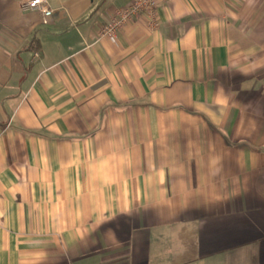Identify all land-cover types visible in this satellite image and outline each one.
<instances>
[{"label": "crops", "instance_id": "0c3cea01", "mask_svg": "<svg viewBox=\"0 0 264 264\" xmlns=\"http://www.w3.org/2000/svg\"><path fill=\"white\" fill-rule=\"evenodd\" d=\"M0 0V264H264V0ZM38 52V58H33Z\"/></svg>", "mask_w": 264, "mask_h": 264}, {"label": "built area", "instance_id": "2783aa9c", "mask_svg": "<svg viewBox=\"0 0 264 264\" xmlns=\"http://www.w3.org/2000/svg\"><path fill=\"white\" fill-rule=\"evenodd\" d=\"M160 1L169 0H132L130 4L117 10L113 17L102 26L100 35L114 38L119 29L140 15H145L150 27L155 28L158 25L157 5ZM19 6L23 11H39L44 17L51 16L54 12L46 0H22ZM38 56V52H35L33 58Z\"/></svg>", "mask_w": 264, "mask_h": 264}]
</instances>
